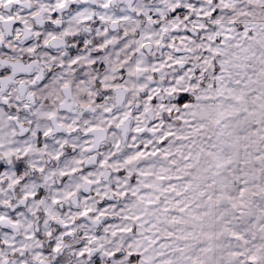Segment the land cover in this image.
I'll return each instance as SVG.
<instances>
[{"label": "snow or ice", "instance_id": "1", "mask_svg": "<svg viewBox=\"0 0 264 264\" xmlns=\"http://www.w3.org/2000/svg\"><path fill=\"white\" fill-rule=\"evenodd\" d=\"M0 264H264V0H0Z\"/></svg>", "mask_w": 264, "mask_h": 264}]
</instances>
